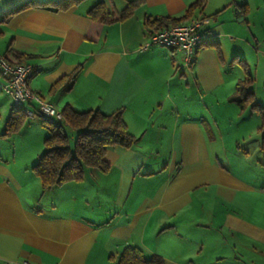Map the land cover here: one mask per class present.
I'll use <instances>...</instances> for the list:
<instances>
[{
	"label": "crops",
	"instance_id": "crops-1",
	"mask_svg": "<svg viewBox=\"0 0 264 264\" xmlns=\"http://www.w3.org/2000/svg\"><path fill=\"white\" fill-rule=\"evenodd\" d=\"M25 1L0 0V17ZM99 1L117 12L128 0H83L57 12L31 8L0 23V54L32 65V91L59 110L121 107L136 137L131 147L106 150V171L86 168L81 181L49 194L57 186L42 190L31 170L47 131L34 114L7 132L12 104L0 90V264H116L126 246L145 258L160 256L161 264H264V185L256 176L263 164L241 163L236 141L229 156L223 139L239 133L234 121L242 111L228 100L233 93L222 91L250 33L241 23L249 25L250 15L237 4L249 2L204 0L182 18L207 17V40L185 65L179 51L139 46L163 26L147 21L182 16L195 0H141L131 16L87 40V10ZM80 63L72 84L61 79ZM195 89L205 107H221L213 123L192 110L193 96L189 105L178 98Z\"/></svg>",
	"mask_w": 264,
	"mask_h": 264
},
{
	"label": "trees",
	"instance_id": "trees-1",
	"mask_svg": "<svg viewBox=\"0 0 264 264\" xmlns=\"http://www.w3.org/2000/svg\"><path fill=\"white\" fill-rule=\"evenodd\" d=\"M81 1L83 0H27L1 16L0 23L7 21L13 14L23 10L42 8L57 12L76 5ZM140 3L141 0H128L123 9L117 12H110L103 1L96 2L87 10L90 24L85 38L91 41L97 40L102 25L119 22L131 16L134 8ZM203 4L204 0H195L187 7L182 16L154 19L150 22L147 21L146 24L166 26L169 23L178 22L182 18L189 16L194 8L201 7ZM237 8L241 13L245 14L247 12L246 3L237 4ZM209 44L215 46L219 53V47L215 40L210 41ZM238 62L245 66L244 70L249 77L236 83V91L228 100L237 103L240 110H242L252 100V92L243 86L242 83L246 82L248 84L252 77L244 60L238 58ZM82 66L83 63L78 64L61 79L66 77L72 84ZM249 107L255 109L260 115L261 123L257 131L260 134L259 147L263 154L261 163L264 165V106L251 102ZM60 112L62 115L61 120L37 114L47 134L42 141L43 151L37 161L31 166V170L40 179L42 190L51 189L67 181L81 180L85 168H96L103 172L106 171L108 168V164L104 160L106 150L116 145L131 147L136 141V137L128 131L122 119L123 108L121 107L110 113H103L99 109L75 111L65 105ZM23 120V112L19 108L12 106L5 122L7 132L17 130ZM63 124L76 130L72 148L69 146V135ZM161 260V257L157 255L145 258L137 247L126 246L120 252L116 264H161Z\"/></svg>",
	"mask_w": 264,
	"mask_h": 264
},
{
	"label": "rangeland",
	"instance_id": "rangeland-1",
	"mask_svg": "<svg viewBox=\"0 0 264 264\" xmlns=\"http://www.w3.org/2000/svg\"><path fill=\"white\" fill-rule=\"evenodd\" d=\"M247 1L249 2V4H247L246 13H249L250 15L249 25H248L247 19L243 20L241 23L245 28L246 26L249 27L250 33L247 34L248 42L243 44V47L241 49L242 54H240L239 56L233 59L234 68L231 69L230 71L231 73L230 78H229L230 83H228V85L222 91L223 93L230 92L234 94L236 91L235 89L236 83L240 80L244 81L246 77H249L246 75L247 72L244 70L245 66L242 63L238 62V58L243 59L246 67H248V69L250 70L252 80L248 82V84L244 82L242 83V85L252 92V100L249 101V103L246 105L245 108L240 110L242 111L241 119H239L240 118L239 117V118H236L234 121L239 127L238 129L239 133L236 135L237 138H234V136L232 135L225 136L223 134L224 135L223 139H225L226 141L228 140V142L226 143L229 149H231V150H228L229 156L233 157L231 153H233L235 150L233 148L234 141H236L235 142L236 145L238 144L237 145L238 151H239L238 155L241 156V161H240L241 163L243 161H246V162L253 161L254 162L257 159L259 162L263 161V154L259 147L260 134L257 131V128L261 123L260 115L257 113L255 109H251L249 106L251 102H256L257 104L264 106V3H263V0H247ZM198 11H199L198 13H203L202 10H198ZM205 14L209 15L207 14L206 11H205ZM229 35L230 34H228L227 37L224 36V39L229 38ZM179 61L183 63L181 59ZM198 95L199 94L197 93V90L195 89L193 90L191 96H190V91H186V94L184 96L179 92L178 98H182L186 96L188 100V105H189L190 97L193 96L194 102L192 101V110H194L196 113H203L205 117L211 120V123H213L212 122L213 116H216L217 113L220 116L219 112H220L221 107L219 108L217 105H210L209 102H208L209 105L205 107L204 104L206 103V100L201 99V101L200 100L197 101L196 98H198ZM219 116L218 118H220ZM26 118H30V116H26ZM63 125H64L66 132L69 135V146L72 148L76 130L65 124ZM213 129H215L216 132L219 130L216 125L213 126ZM231 129L233 130V127ZM44 130L46 129L44 128ZM220 130H222L221 127H220ZM231 145H232V148H230ZM5 151L6 149H4V152ZM4 154L8 155L7 153H4ZM19 156L25 157L23 151L21 152ZM256 168H257L256 176L258 177V181L260 185H264V165H259L258 167L256 166ZM83 177H84V174H83ZM68 182H77V181H67L64 183H68ZM62 184L57 185L55 190L48 191L49 194H52V195L57 194V192L60 190L59 186H61ZM81 186H84V185H81ZM70 189H71L70 187H63L61 190H65L69 192Z\"/></svg>",
	"mask_w": 264,
	"mask_h": 264
},
{
	"label": "built area",
	"instance_id": "built-area-1",
	"mask_svg": "<svg viewBox=\"0 0 264 264\" xmlns=\"http://www.w3.org/2000/svg\"><path fill=\"white\" fill-rule=\"evenodd\" d=\"M207 20L204 16H195L186 22H175L149 32L139 50H146L153 45L181 54L185 65H190L196 49L207 40ZM32 65L27 62H11L5 54H0V90L11 100L13 107L19 108L25 116L41 114L61 120L59 109L32 91L27 85ZM33 104V108L28 107ZM5 264H30L27 260L8 261Z\"/></svg>",
	"mask_w": 264,
	"mask_h": 264
}]
</instances>
